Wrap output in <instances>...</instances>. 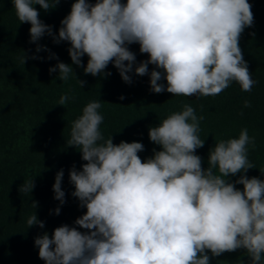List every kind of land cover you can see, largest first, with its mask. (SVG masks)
I'll return each instance as SVG.
<instances>
[{"label":"clouds","instance_id":"obj_1","mask_svg":"<svg viewBox=\"0 0 264 264\" xmlns=\"http://www.w3.org/2000/svg\"><path fill=\"white\" fill-rule=\"evenodd\" d=\"M59 2L12 0L19 21L31 25L30 42L45 33L56 43L70 42L71 61L86 74L111 75L105 69L112 63L123 81L131 83L136 56L127 45L138 43L148 60L139 62L135 73L149 75L155 93L207 97L219 95L232 82L245 92L256 83L239 46L241 34L254 23L248 0H75L56 35L34 5L47 11ZM42 48L47 50L37 44L36 51ZM85 55L86 66L81 60ZM27 58L23 52L19 59L24 64ZM149 64L155 66L151 72ZM57 71L61 81L74 72L61 61L49 68L50 73ZM162 79L166 87L159 83ZM78 82L81 87L86 83ZM70 99L63 94L57 103L65 106ZM244 106L250 102L245 100ZM101 107L99 100L88 102L72 121L67 140L86 161L81 170H69V180L72 196L87 209L74 224L88 231L63 224L51 237L46 231L35 237L45 264H210L209 251L218 257L237 249L246 251L247 264H264V179L246 175L255 167L248 159L255 137L247 128L238 137L217 140L204 168L196 154L204 146L199 136L203 116L184 103L149 128L150 140L161 150L153 149L142 161L141 142L114 144L111 136L105 139ZM238 173L235 182L226 179ZM63 175L60 169L52 185L61 205ZM33 188L30 177L19 191L31 194ZM37 206L32 201V207ZM26 224L45 226L35 211Z\"/></svg>","mask_w":264,"mask_h":264},{"label":"trees","instance_id":"obj_2","mask_svg":"<svg viewBox=\"0 0 264 264\" xmlns=\"http://www.w3.org/2000/svg\"><path fill=\"white\" fill-rule=\"evenodd\" d=\"M74 2L60 0L47 11L38 4L34 7L39 18L58 35L60 21ZM88 2L94 4L96 0ZM248 2L254 23L241 34L239 46L255 85L251 92H245L232 82L219 95L198 97L151 91L150 76H140L134 70L139 62L148 60V54L140 52L138 43L127 45L136 56V64L129 73L131 83L123 81L112 63L105 69L111 75L86 74L82 66L71 61L70 42L56 43L47 33L36 43L30 42V23L19 21L12 0H0V264H45L39 258L35 237L45 231L51 237L53 230L63 224L88 231L74 224L87 209L80 207L78 198L72 196L74 185L69 180V170L73 166L81 170L86 161L77 148L67 145V140L72 121L82 115L84 106L92 100H99L102 105L98 111L104 117L100 130L105 139L111 136L114 144L141 142L144 150L138 155L142 161L153 155V149L161 150L150 140L149 128L157 126L169 113L181 110L184 103L203 116L199 136L204 139V146L196 149V154L202 158L204 168L208 167L209 150L217 140L238 137L240 130L247 128L249 135L255 137V148L249 146L248 151V159L255 167L248 169L246 175L264 179L260 171L264 170V0ZM37 44L47 50L37 52ZM23 52L28 57L24 64L19 59ZM53 53L55 57L50 58ZM81 60L86 66L87 55ZM58 61L73 68L67 81L59 79L58 71L49 72ZM153 68L154 65H148L149 72ZM78 80L86 81L83 87ZM159 83L167 86L166 79ZM63 94L72 97L65 106L57 103ZM245 100L250 107L244 106ZM60 169L64 171L62 205L54 198L52 188ZM240 175L226 179L235 182ZM30 177L34 181L31 194L20 193L19 186ZM235 187L243 189L242 184ZM32 201L38 204L35 209ZM34 211L38 220L44 221L43 229L38 225L27 227V218ZM208 254L210 264H247L250 260L244 249L218 257L211 256L210 251Z\"/></svg>","mask_w":264,"mask_h":264}]
</instances>
